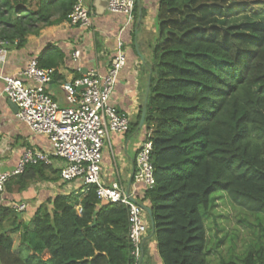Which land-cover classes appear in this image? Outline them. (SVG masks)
Instances as JSON below:
<instances>
[{
  "label": "trees",
  "instance_id": "trees-1",
  "mask_svg": "<svg viewBox=\"0 0 264 264\" xmlns=\"http://www.w3.org/2000/svg\"><path fill=\"white\" fill-rule=\"evenodd\" d=\"M76 1L0 0V41L22 49L29 36L66 22ZM158 4L144 119L155 181L141 198L152 211L148 237L162 264H264V26L231 33L217 24L251 9L252 0ZM38 63L53 79L58 63ZM59 172L28 165L10 181L22 191ZM220 191L244 214L239 224L260 233L242 243L241 255L237 233L215 240L214 231L212 242L207 232ZM15 212L0 209V264H134L127 208L99 201L95 187L48 200L28 222Z\"/></svg>",
  "mask_w": 264,
  "mask_h": 264
},
{
  "label": "crops",
  "instance_id": "crops-1",
  "mask_svg": "<svg viewBox=\"0 0 264 264\" xmlns=\"http://www.w3.org/2000/svg\"><path fill=\"white\" fill-rule=\"evenodd\" d=\"M135 1L136 21L139 18L137 3L138 1L140 3L139 26L136 25V21L133 26H126L123 15L109 13L107 6L101 9L97 0L87 2L83 0L84 6L90 11L88 27H73L65 22L46 27L39 35L29 36L22 49L6 50L5 60L0 63L1 90L2 78L17 75L25 69L30 59L56 61L57 73L47 86V91L62 107L67 105L61 88L62 83L79 78L91 70L104 74L118 50V41L122 42L121 50L126 55L127 63L119 73L110 102L118 111L129 117L130 126L126 134L112 133L109 141L105 142L102 149L100 177L105 185L116 183L125 190L132 187L136 154L145 136L144 124L139 128L140 112L147 83L151 80L153 48L160 40L157 22L158 0ZM135 43L139 54L136 52ZM75 51L80 52L76 60L73 59ZM25 150L50 153L51 147L45 136L32 133L25 123L16 118V111L7 99L0 98V173L12 170ZM61 166L60 160L53 159L50 167L57 171ZM49 176L56 177L51 174ZM80 190V182L64 183L60 177L56 181H33L22 191H18L10 181L4 192L0 194V209H12L10 206L13 204L24 205L25 210L15 214L24 222H28L41 204L60 195L78 193ZM136 194L137 200L141 202V187ZM141 203L149 207L147 202ZM3 223L7 226L11 223V219L4 220ZM10 229L11 227L8 226L4 231ZM215 229V240L223 238L219 226ZM17 238V235H14L15 242ZM147 240L149 245L146 253L142 255L141 264H162L155 241L147 235L143 244Z\"/></svg>",
  "mask_w": 264,
  "mask_h": 264
},
{
  "label": "built area",
  "instance_id": "built-area-1",
  "mask_svg": "<svg viewBox=\"0 0 264 264\" xmlns=\"http://www.w3.org/2000/svg\"><path fill=\"white\" fill-rule=\"evenodd\" d=\"M107 11L123 15L126 26H133L136 21L135 0H107ZM65 23L80 28L90 25V11L83 0L76 1ZM121 47L119 40L118 50L104 74L91 70L62 83L67 107L59 106L48 93L52 71L40 68L37 59H30L17 75L2 78L0 98L16 106V118L32 133L48 139L51 152L25 150L12 170L0 173V194L11 178L23 174L26 166H51L53 159L60 160L59 177L62 182L78 181L82 192L95 187L99 201L122 204L127 208L128 239L133 249L134 264H141L143 241L150 231V223L136 193L141 187L143 197V192L155 184L150 162L151 143L144 136L136 154L131 188L125 190L116 183L105 185L100 177L105 142L109 141L112 133L126 134L130 126L129 117L110 102L119 73L127 63ZM5 54L4 42L0 41V63L4 62ZM79 54L75 51L73 59H78ZM10 207L19 213L25 210V206L20 204Z\"/></svg>",
  "mask_w": 264,
  "mask_h": 264
},
{
  "label": "rangeland",
  "instance_id": "rangeland-1",
  "mask_svg": "<svg viewBox=\"0 0 264 264\" xmlns=\"http://www.w3.org/2000/svg\"><path fill=\"white\" fill-rule=\"evenodd\" d=\"M86 2L88 0H85ZM241 1V0H237ZM85 2V3H86ZM231 5V1L228 2L227 6ZM218 26L228 30L231 33L243 32L249 33L254 28H260L264 26V0H252V8H247L241 13L232 17H220L218 18ZM67 107V105L62 106ZM216 197L214 202L215 207L211 210V215L206 220V228L210 240H212V234L215 228H219L223 231V235L235 236L237 233L239 240L237 241L236 254L241 255L245 250V245L248 244L250 239L254 240L260 234L256 227L253 229L244 227V225L239 224V216H244L242 212L234 207L228 197L223 192H216L213 196ZM252 223L257 224V220L253 219ZM219 233V235L221 234ZM213 242V240H212ZM242 243L245 244L244 247ZM212 244V243H211ZM149 245V240L146 241V251ZM229 245V244H228ZM227 241L222 248L227 247ZM225 249H223L224 252ZM214 258V257H211ZM147 259V255H146Z\"/></svg>",
  "mask_w": 264,
  "mask_h": 264
},
{
  "label": "water",
  "instance_id": "water-1",
  "mask_svg": "<svg viewBox=\"0 0 264 264\" xmlns=\"http://www.w3.org/2000/svg\"><path fill=\"white\" fill-rule=\"evenodd\" d=\"M97 2H98V6L101 9H104L107 6V1L106 0H97ZM137 7H138L139 18L136 21V25L139 26L140 21H141V18H140V3H139V1L137 3ZM135 49H136L137 54H139L136 43H135ZM149 90H150V80L147 83V87H146V91H145V97H144V102H143V105H142L141 116H140V121H139V128H141L143 126V124H144ZM9 104L17 112L16 106L13 103H11L10 101H9ZM142 208L145 211V213L147 214L148 219H149L150 231H151L150 237H151L153 235L152 211H151V209L149 207L144 206V205H142Z\"/></svg>",
  "mask_w": 264,
  "mask_h": 264
}]
</instances>
